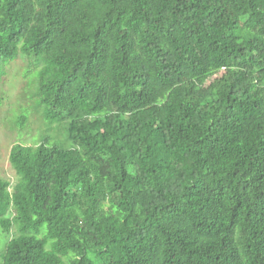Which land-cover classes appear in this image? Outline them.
I'll return each mask as SVG.
<instances>
[{"label":"trees","instance_id":"16d2710c","mask_svg":"<svg viewBox=\"0 0 264 264\" xmlns=\"http://www.w3.org/2000/svg\"><path fill=\"white\" fill-rule=\"evenodd\" d=\"M18 54L0 264H264V0H0Z\"/></svg>","mask_w":264,"mask_h":264},{"label":"rangeland","instance_id":"374dc122","mask_svg":"<svg viewBox=\"0 0 264 264\" xmlns=\"http://www.w3.org/2000/svg\"><path fill=\"white\" fill-rule=\"evenodd\" d=\"M9 63V64H8ZM4 66V74L0 78V96L4 100L0 106V177L11 183L17 180V175L9 163V150L16 141L33 143L46 128L39 111L33 106L32 91L34 89L31 73L34 64L28 65V60L22 54ZM22 108L28 114L27 123L23 128L15 125L14 116ZM12 231H14L12 229ZM12 233L6 234L0 228V253Z\"/></svg>","mask_w":264,"mask_h":264}]
</instances>
